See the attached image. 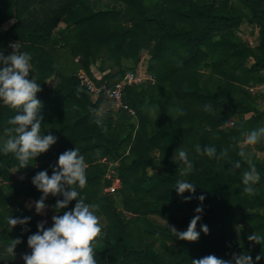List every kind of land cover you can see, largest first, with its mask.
<instances>
[{
  "label": "trees",
  "instance_id": "1",
  "mask_svg": "<svg viewBox=\"0 0 264 264\" xmlns=\"http://www.w3.org/2000/svg\"><path fill=\"white\" fill-rule=\"evenodd\" d=\"M112 1L114 5L103 9L95 7L97 0H73L61 11L64 30L54 35L57 22L54 11L50 13L54 0H0V42L21 41V50L31 54L29 78L35 76L41 87L37 96L43 102L42 131L58 138L25 168H20L12 153H0V238L20 237L25 245L28 236L38 231L39 216L27 203L39 199L41 192L31 178L45 169L51 175L50 166L59 155L77 147L88 164L87 184L78 191L86 202L98 206L96 214L105 220L95 249L99 264H191L192 259L209 254L229 260L233 253L243 251L255 260L261 246L250 247L247 238L238 241L235 225L237 221L248 224L253 232L264 234V163L245 161L239 150L240 139L264 125V111L256 107L264 102V91L253 94L248 90L264 86V6L259 8L264 0H240L249 14L228 7V0ZM32 4H39L43 11L36 18L27 13ZM245 22L261 27L262 36L254 45L237 37ZM145 51L150 55L148 73L155 76V83L147 85L146 93L145 86L126 88L124 100L135 110L138 124H129L128 133L122 136L117 113L98 114L103 97L93 101L81 86L75 59L81 57L82 68L94 80L91 65L112 61L107 64L111 71L96 80L111 85L128 73L124 60L138 64ZM101 71H105L103 66ZM52 78L57 80L53 87L49 85ZM206 105L210 106L207 110ZM248 113L253 115L246 119ZM15 114L16 109L0 104V139L12 134L4 129L12 127L8 119ZM233 117L239 120L237 126L225 128ZM197 145L201 149L215 146L216 155L197 152ZM179 147L191 162L187 173L182 161L172 159ZM103 159L118 162L124 187L139 202L150 203L152 214L184 229L193 216L177 220L167 207H191L200 203L196 196L205 194L200 223L208 225L209 233H203L198 223L197 241L181 240L175 249L163 244L170 259L154 253L157 239L150 236L173 239L174 235L170 231L163 234L160 226L148 221L133 236L113 198L102 193L107 169L100 163ZM236 160L240 168L233 169ZM250 164L260 174L252 194L243 191L242 183ZM178 179L197 186L191 200L176 193ZM57 199L62 196L49 195L45 203L53 213L62 214L53 208ZM74 205L72 201L67 210ZM6 215L30 216L31 220L26 227L17 225L11 231Z\"/></svg>",
  "mask_w": 264,
  "mask_h": 264
},
{
  "label": "clouds",
  "instance_id": "2",
  "mask_svg": "<svg viewBox=\"0 0 264 264\" xmlns=\"http://www.w3.org/2000/svg\"><path fill=\"white\" fill-rule=\"evenodd\" d=\"M9 47L12 51L8 55L0 51V104L16 109V114L8 119V124L12 127L5 128L4 131L12 134L0 139V153H12L19 161L20 168H25L30 165L29 161L35 160L55 145L58 138L51 132L45 134L42 131L43 102L37 96L41 87L35 76L29 78L33 69L31 54L21 50L23 47L21 41L11 43ZM209 107L206 105V110ZM95 122L100 124L101 120L97 118ZM262 138L264 125L251 130L243 143L256 144ZM196 151L215 156L217 150L215 146H205L201 149L197 145ZM172 159L175 162L177 159L183 162L185 173L191 171V162L183 147L176 149ZM232 166L233 169L240 168V161H234ZM50 167L51 175L45 169L31 178V183L41 192L40 198L35 201V211L37 214L44 213L47 207L45 201L49 195L62 196V199H57L53 205L56 213L62 214L52 216L51 226H46V220L37 223L38 231L27 238L31 252L23 255L25 264H99L95 251L97 238L102 234L100 217L95 211L98 206L86 202L78 191L87 184L88 164L85 156L77 147L67 149L59 155L57 163ZM259 180L260 174L255 164H250L249 169L243 172L242 183L245 186L243 191L248 194L254 193V185ZM196 188L194 183L186 179H178L174 187L176 193L185 201L193 198ZM186 192L189 195H184ZM196 199L200 203L195 208V215L186 229L178 230L174 225L167 224L168 230L175 238L197 241L200 237V231H197L198 223L203 233H209L208 225L200 223L206 196L201 193ZM72 201H75L74 207L67 210ZM5 220L12 231L17 225L26 227L31 217L6 215ZM246 238L250 242V247L257 244L261 246V252L255 256V260L248 251H243L233 253L229 260L209 254L192 259L191 264H259V261L264 259V234L255 231L249 233ZM20 243V237L11 239L7 245V252L15 256L16 246Z\"/></svg>",
  "mask_w": 264,
  "mask_h": 264
},
{
  "label": "rangeland",
  "instance_id": "3",
  "mask_svg": "<svg viewBox=\"0 0 264 264\" xmlns=\"http://www.w3.org/2000/svg\"><path fill=\"white\" fill-rule=\"evenodd\" d=\"M55 3L53 4V6L50 9V13H52L51 11H54V18H56L55 22H57L56 27L54 28V30L51 32L54 35L59 34L61 31L64 30L65 28V23L62 22L61 18L63 16H61V11L64 9H66V7H68L70 4H73V0H54ZM97 4H95L97 8H107L108 6H112L114 5V1L112 0H97ZM227 6L230 7L232 6L233 8H239L241 11L249 14V10L247 8H245L243 6V4L240 2V0H228L227 2ZM262 6H264V2L263 4L259 5V8H263ZM27 13L31 14L32 17L36 18L37 14H42L43 11L40 9L39 4H32L28 7L27 9ZM28 15V14H25ZM121 21L125 24H128L127 20H125L124 18H121ZM199 26L196 25L194 28H197ZM225 28H228V26H225ZM260 26L259 25H252L248 22H245L244 24L241 25L240 27V31H237V37L238 39H240L241 41H248L251 45L255 44V41H258V39L261 38L262 33L260 31ZM17 42V41H14ZM13 43V42H5L2 41L0 42V51H3V53L5 55H8L12 49L9 47V45ZM150 59V55L148 52H144L141 58V61H139L138 64H133L132 62H130V60H124L123 62V67L129 69V71L127 72H134L137 73L139 75H145L142 77L143 82L139 85L140 86H145L144 87V91L145 93L147 85H153L151 84H147L146 81L148 80V75L147 71H148V62ZM112 63V61H108L107 64L110 65V63ZM75 63L78 64L80 66V69L78 70L77 76L79 75V73L84 72L86 75L87 73L85 72V70L82 68V59L81 57H77L75 59ZM103 65V63L101 62V60L97 61L96 64L91 65V71L95 76V79L97 81H101L102 77L104 75H106L107 73H109L111 70L109 69L108 65ZM105 68V71H101V67ZM92 79V78H91ZM94 80V79H93ZM56 79L52 78L49 80V85L51 87H53L56 83ZM107 83V82H106ZM248 90L250 91V93H258V92H263L264 91V86L262 85H257V86H251L248 88ZM159 95V94H158ZM93 101H98V99L96 96H91ZM102 103L99 107L98 110V114L99 115H105L108 112L112 111L114 112V114H118L116 117V121L118 122V124H120L121 126H119L120 131L122 132V136L126 133H128L129 128L128 125L129 124H133V125H137L138 124V117L135 115H131L128 112L118 109L116 107V105L114 104V102H112L110 99H107L104 95L102 96ZM158 98V96H156ZM256 107L259 108L261 111H264V102L262 103H257ZM253 115V113H248L245 114L244 117L247 119L249 117H251ZM231 121H235V124L232 125L230 124ZM239 120L237 119V117H233L231 118L225 125V128H233L236 127L238 124ZM137 128V126H136ZM248 134V133H247ZM246 134V135H247ZM246 135H244L241 139H240V143H239V150H240V155L241 157L247 161H257L258 163H264V138H262L259 142H257L256 144H245L243 143V140L245 139ZM104 160H100L101 164H106L107 165V160L106 162H104ZM109 167V166H107ZM108 171V168L105 171L104 177L106 176ZM151 172V171H150ZM152 173V172H151ZM103 177V181L102 184H104V186L107 184V180ZM120 179V177H119ZM103 186L102 189V193L104 195H109L113 198L114 203H115V209L116 211H118L119 213L122 214V216L125 218V220L128 222V225L130 226L131 230H132V234L134 237L137 236L138 231L139 230H144L145 226L147 225L148 221H151L152 223H155L156 225L161 227V230H159L160 232H162L163 234L168 235V228H167V224L169 225H174L178 230H184L183 227L179 226L177 223L169 221L167 219H165L164 217L160 216V215H155L151 213V208L152 206L150 205V203H146V202H139L134 195L127 189L124 187L121 179H120V188L119 190L114 193V194H109L105 191ZM31 205V204H29ZM28 205V207H29ZM198 203L196 205H192L191 207H183L184 209H181L180 206L178 207V205H170L167 207V211L171 214L176 216L177 220H181L183 218H190L193 215H195V208L197 207ZM34 207V206H33ZM32 205L31 207H29L30 209H34ZM37 215V213H36ZM53 215H57L55 213H53L50 210V207L48 206L45 210L43 214H38L39 219L38 222L42 221V220H46L47 224L46 225H51L53 223L52 221V216ZM104 217H100V223L101 225H104ZM236 237L237 240L240 242H243L244 239H246L247 235L249 233H252L253 231L251 230L250 226L248 224H242L240 222H236ZM152 239H157V241L155 242V246L153 249L154 253H158L161 257H163L164 259H170L171 258V254L169 253L168 249H165L162 245H168L169 247H173L174 249L177 248L181 242L180 239H177L175 237H173V239H169V238H162V237H157V236H150ZM147 238V236H146ZM10 241H6L3 238H0V262L3 264H25L24 260H23V255L26 253H30L31 249L28 247V244H18L16 246L15 249V253L16 255H12L10 253L7 252V245Z\"/></svg>",
  "mask_w": 264,
  "mask_h": 264
},
{
  "label": "built area",
  "instance_id": "4",
  "mask_svg": "<svg viewBox=\"0 0 264 264\" xmlns=\"http://www.w3.org/2000/svg\"><path fill=\"white\" fill-rule=\"evenodd\" d=\"M147 74H149L148 71ZM143 76L145 75L128 72L121 81L111 85L106 82L98 83L96 80L91 79L84 72L79 73L78 78L80 79L81 86L84 87L92 97L96 96L99 98L104 95L107 99H110L112 102H114L118 109L124 110L131 115H135V110L124 100L125 90L128 87L139 86L143 82ZM147 77L148 80L146 83H155V76L149 74ZM230 124L234 125L235 121H231ZM104 162H106V160H104ZM106 163L109 167H107L108 171L104 178L107 180L108 184L104 186V189L107 193L114 194L120 188V179L117 171L118 162L107 161Z\"/></svg>",
  "mask_w": 264,
  "mask_h": 264
},
{
  "label": "crops",
  "instance_id": "5",
  "mask_svg": "<svg viewBox=\"0 0 264 264\" xmlns=\"http://www.w3.org/2000/svg\"><path fill=\"white\" fill-rule=\"evenodd\" d=\"M12 23H9V24H7V25H5L2 29H1V31L2 32H5L8 28H9V26L11 25ZM15 174H17V176L19 177V178H23L24 176H22V175H19V173H17L16 171H15ZM29 204H31L32 205V207L33 208H35V201L34 200H29V202L27 203V206L29 205ZM47 205V204H46ZM47 207H48V205H47ZM46 207V208H47Z\"/></svg>",
  "mask_w": 264,
  "mask_h": 264
}]
</instances>
